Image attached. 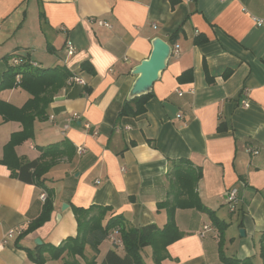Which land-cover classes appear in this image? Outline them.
Segmentation results:
<instances>
[{
	"label": "crops",
	"instance_id": "1",
	"mask_svg": "<svg viewBox=\"0 0 264 264\" xmlns=\"http://www.w3.org/2000/svg\"><path fill=\"white\" fill-rule=\"evenodd\" d=\"M254 18L264 19V0H0V83L17 56L29 57L35 69L63 67L83 79L84 85L61 89L35 127L47 128L46 142L67 140L86 150L50 170L51 218L28 235L24 231L42 213L44 191L0 162V245L11 230L22 231L0 249V264H38L30 255L41 246L77 237L74 207L109 208L104 224L121 215L129 228H163L169 216L159 204L174 189L170 172L178 160L200 170L197 193L215 219L177 209L183 236L167 247L161 264H264V28ZM156 38L180 46L181 54L154 84L145 113L120 116L131 102L133 72L149 59ZM30 98L20 87L0 93L17 108ZM73 113L80 120L64 131ZM20 131V123L0 117V161ZM26 148L30 153L38 146L26 141L16 147L17 156L30 158ZM234 188L239 204L231 213L226 196ZM205 225L212 231L202 236ZM111 250L117 249L106 239L97 251L87 245L76 259L103 264ZM43 256V264L71 260L66 253Z\"/></svg>",
	"mask_w": 264,
	"mask_h": 264
},
{
	"label": "trees",
	"instance_id": "2",
	"mask_svg": "<svg viewBox=\"0 0 264 264\" xmlns=\"http://www.w3.org/2000/svg\"><path fill=\"white\" fill-rule=\"evenodd\" d=\"M17 57L21 63L11 66L6 72L0 83V93L20 87L29 93L31 98L21 108L0 99V117L3 122H18L22 125V131L12 134L11 140L4 147V155L0 162L7 166L19 181L25 184H34L47 194L41 215L32 221L24 231L23 235H28L43 226L52 215L54 191L49 188L51 180L47 177L48 173L61 161L71 162L77 155V147L65 140L44 149L40 158L33 161L18 157L15 149L18 145L33 139L35 122L47 119V109L54 97L61 89L71 85L69 82L75 76L63 67L35 69L29 57ZM150 95L127 102L120 112V116L143 115ZM173 164L174 167L170 175L173 178L174 189L170 192L168 199L159 204V208L166 209L169 216L163 228L154 224L142 228H129L121 215L110 218L104 224L110 211L109 208L101 206L74 207L73 212L78 223L77 237L68 238L58 247L41 246L37 253L30 255V258L35 263L43 264L46 260L43 256L45 253H49L53 259H59L66 253L71 256V260L64 264H80L76 257L84 255L87 245L97 251L98 246L108 239L110 232L119 228L124 241V254L121 255L117 250H111L107 253L103 264H145L141 258V252L147 247H151L153 250L154 262L161 264V261L167 258V247L183 236L175 221L177 209H196L210 214L211 218L215 219L214 212L202 204L197 193V185L201 179L200 170L192 168L189 160H178ZM261 254L264 257V241ZM224 262L232 264L236 260L224 259ZM244 264L251 263L244 261Z\"/></svg>",
	"mask_w": 264,
	"mask_h": 264
},
{
	"label": "built area",
	"instance_id": "3",
	"mask_svg": "<svg viewBox=\"0 0 264 264\" xmlns=\"http://www.w3.org/2000/svg\"><path fill=\"white\" fill-rule=\"evenodd\" d=\"M254 21H255V23L257 24L258 27L264 28V19L254 18ZM99 24L101 26L110 27L109 24L104 23V22H99ZM154 28L156 29L157 26L154 25ZM65 48H66L67 54L69 56H73L76 53V48H75L73 42H71V41H68L66 43ZM180 54H181L180 46L176 45L173 48V57H178ZM20 63H21V60L18 57L12 59V64L14 66L18 65ZM17 78H19L18 75H17ZM69 83H78V84L84 85L85 81L83 79H81V78L74 77V78H72L70 80ZM245 94H247L246 91H245ZM179 95L182 96V93L180 92ZM242 105L244 107H247L249 105V101L244 100L242 102ZM79 120H80L79 114H77V113L71 114L64 122V125H63L64 131L69 129V127H70L72 122H77ZM84 128L86 130H90L91 127H90L89 124H86L84 126ZM85 152H86L85 148H83V147L77 148V154L83 155ZM253 153L257 155L258 151H254ZM42 198L45 201V199H46V194L45 193L42 195ZM226 201H227V205L229 207V211L231 213H235L237 211V209H238V204H239V190L236 189V188L230 190L227 193ZM210 231H212V226L211 225H205L203 227V230H202V236H204L206 233H208ZM21 235H22V231L11 230L7 234V236H5L2 244L0 245V249H3L4 246H6L10 241L14 240L15 238H18ZM107 238L111 241V243H112L114 248H116L119 251H124V241H123V238H122V235H121V231H120L119 228H116L112 232H110V234L108 235Z\"/></svg>",
	"mask_w": 264,
	"mask_h": 264
},
{
	"label": "water",
	"instance_id": "4",
	"mask_svg": "<svg viewBox=\"0 0 264 264\" xmlns=\"http://www.w3.org/2000/svg\"><path fill=\"white\" fill-rule=\"evenodd\" d=\"M172 58V46L161 38H156L153 41V51L149 59L141 62L133 72L138 78L132 87L129 100L132 101L149 95L153 92L154 84L160 79L161 73L164 72L168 66L169 60ZM68 205H64L63 209ZM245 233L242 230L241 236ZM37 245H41L40 240H36Z\"/></svg>",
	"mask_w": 264,
	"mask_h": 264
},
{
	"label": "rangeland",
	"instance_id": "5",
	"mask_svg": "<svg viewBox=\"0 0 264 264\" xmlns=\"http://www.w3.org/2000/svg\"><path fill=\"white\" fill-rule=\"evenodd\" d=\"M13 59V58H12ZM17 95L14 96V98L12 99H16ZM44 131H47L46 127H35L34 128V137L33 139H31L35 144H37L38 149L37 151L34 152H30L28 153V150L26 148V151L28 154L30 155V158L33 157V154L35 155L34 157H39L42 154V151L44 149H47L49 146H51L50 144H55L56 142H46L43 138V135L45 134ZM24 144V143H22ZM21 144V145H22ZM26 146V145H24ZM34 157L32 159H34ZM30 158H27L30 161ZM141 258L144 261L145 264H153V258H152V254H151V249L150 248H145L142 252H141Z\"/></svg>",
	"mask_w": 264,
	"mask_h": 264
},
{
	"label": "bare ground",
	"instance_id": "6",
	"mask_svg": "<svg viewBox=\"0 0 264 264\" xmlns=\"http://www.w3.org/2000/svg\"><path fill=\"white\" fill-rule=\"evenodd\" d=\"M175 46H176V45H175ZM175 46H174V47H175ZM174 47H172V56H173V48H174ZM45 194H46V193H45ZM46 197H47V194H46ZM45 200H46V199H45Z\"/></svg>",
	"mask_w": 264,
	"mask_h": 264
}]
</instances>
